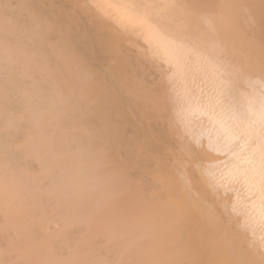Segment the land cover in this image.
Listing matches in <instances>:
<instances>
[{
  "label": "bare ground",
  "instance_id": "6f19581e",
  "mask_svg": "<svg viewBox=\"0 0 264 264\" xmlns=\"http://www.w3.org/2000/svg\"><path fill=\"white\" fill-rule=\"evenodd\" d=\"M0 264H264V0H0Z\"/></svg>",
  "mask_w": 264,
  "mask_h": 264
}]
</instances>
